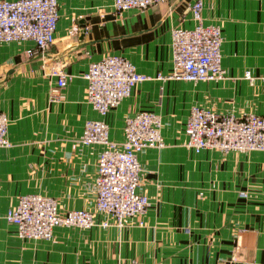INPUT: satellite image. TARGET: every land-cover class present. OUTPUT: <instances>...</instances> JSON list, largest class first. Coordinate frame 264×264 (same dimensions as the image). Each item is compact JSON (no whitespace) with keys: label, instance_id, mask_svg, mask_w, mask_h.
<instances>
[{"label":"crops","instance_id":"crops-1","mask_svg":"<svg viewBox=\"0 0 264 264\" xmlns=\"http://www.w3.org/2000/svg\"><path fill=\"white\" fill-rule=\"evenodd\" d=\"M192 1L115 11L111 0H57L54 40L43 51L25 55L31 40L0 42V109L10 140L0 147V264H264L262 151L195 153L183 144L193 104L264 115V0H201L200 20L221 29L224 77L157 78L170 69L169 29L194 23ZM106 52L150 76L104 115L110 138L122 139L123 117L138 109L161 119L164 145L137 154L138 189L148 197L142 222L101 225L95 212L88 228L56 226L48 240L20 238L2 214L22 193L51 196L62 210L93 207L99 146L77 137L97 114L81 74ZM54 66L72 76L50 98Z\"/></svg>","mask_w":264,"mask_h":264},{"label":"built area","instance_id":"built-area-1","mask_svg":"<svg viewBox=\"0 0 264 264\" xmlns=\"http://www.w3.org/2000/svg\"><path fill=\"white\" fill-rule=\"evenodd\" d=\"M162 0H111L115 11L145 8ZM201 0H193L188 10L191 26L174 25L169 29L171 62L169 71L157 78L189 81L218 80L224 77L220 62L222 40L219 24L200 20ZM57 0H0V42L31 40L24 53L32 56L43 51L54 40L57 23ZM55 77L50 98L58 96L71 74L61 67L49 71ZM81 76L84 94L97 116L86 117L77 140L97 144L99 151L94 175L95 197L92 209H59L56 200L38 192L18 195L3 216L14 224L20 238H51L56 226L88 228L94 224V213L103 215L101 225H122L125 221L141 223L139 215L146 209L147 195L138 189L140 163L138 152L145 147L164 145L158 113L138 109L122 119V139L108 135L104 115L126 97L133 85L150 78L136 70L125 56L106 52L87 63ZM244 76L252 79L248 71ZM8 118L0 109V147L10 145ZM183 144L193 152L204 148L244 152L260 150L264 155V115L247 111L241 114L215 112L193 104L183 124ZM243 195L242 191H239Z\"/></svg>","mask_w":264,"mask_h":264},{"label":"water","instance_id":"water-1","mask_svg":"<svg viewBox=\"0 0 264 264\" xmlns=\"http://www.w3.org/2000/svg\"><path fill=\"white\" fill-rule=\"evenodd\" d=\"M83 21H84V19H83V18L79 19V22H81V26H83V25H84Z\"/></svg>","mask_w":264,"mask_h":264}]
</instances>
